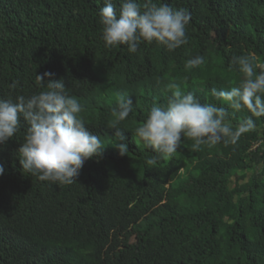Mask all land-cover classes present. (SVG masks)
I'll return each instance as SVG.
<instances>
[{"label":"trees","instance_id":"1","mask_svg":"<svg viewBox=\"0 0 264 264\" xmlns=\"http://www.w3.org/2000/svg\"><path fill=\"white\" fill-rule=\"evenodd\" d=\"M162 2L191 14L188 43L174 51L142 43L129 53L104 46L103 0H0V98L46 90L49 78L42 87L36 75L53 73L104 147L71 185L41 181L19 162L21 118V130L0 145V264H264V117H253L256 129L236 144L194 150L184 138L155 166L134 134L154 104L166 105L169 81L225 107L233 125L250 115L211 89L239 81L229 68L234 55L264 63V0H153ZM113 3L119 11L120 0ZM197 55L205 63L187 69ZM117 93L133 101L117 125L122 140L111 128Z\"/></svg>","mask_w":264,"mask_h":264},{"label":"clouds","instance_id":"2","mask_svg":"<svg viewBox=\"0 0 264 264\" xmlns=\"http://www.w3.org/2000/svg\"><path fill=\"white\" fill-rule=\"evenodd\" d=\"M99 8V23L102 25L101 39L106 48L127 45L129 53H136L142 43L164 46L174 51L188 43L186 28L191 14L186 9H174L166 3L144 0H120L116 10L113 0H103ZM205 63L197 55L186 61L185 67L193 69ZM236 67L239 81L227 90L213 87L211 95L231 109L250 113L242 122L233 125L227 119L229 113L223 106L202 104L192 91H184L181 84L169 81L166 85L171 93L166 105H153L134 134L144 141L153 155L146 160L149 166L170 158L177 152L184 138L194 141L192 148L201 145L215 146L236 144L241 135L256 129L253 117H264V63H258L255 54L234 55L229 68ZM53 73L36 75L37 85L46 90L13 100L0 98V145L21 130V118L26 122L23 143L18 149L22 169L41 181L63 185L76 182L85 161L102 153L98 135H94L80 117L82 105L71 96L63 79L51 80ZM15 88V82L9 85ZM133 111V101L117 93L116 105L111 109L115 118L111 128L123 139L117 126ZM121 155L128 153L126 144L116 143ZM4 167L0 165V174Z\"/></svg>","mask_w":264,"mask_h":264}]
</instances>
